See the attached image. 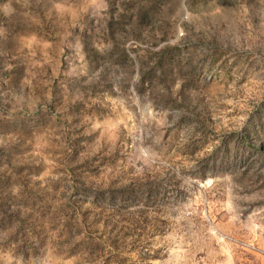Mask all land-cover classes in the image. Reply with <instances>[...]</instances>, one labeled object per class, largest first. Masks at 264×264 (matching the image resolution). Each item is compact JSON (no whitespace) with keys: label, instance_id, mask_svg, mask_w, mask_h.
<instances>
[{"label":"rangeland","instance_id":"rangeland-1","mask_svg":"<svg viewBox=\"0 0 264 264\" xmlns=\"http://www.w3.org/2000/svg\"><path fill=\"white\" fill-rule=\"evenodd\" d=\"M0 264H264V0H0Z\"/></svg>","mask_w":264,"mask_h":264}]
</instances>
